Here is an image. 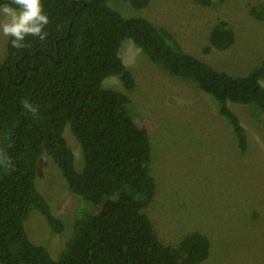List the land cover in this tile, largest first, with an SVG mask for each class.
<instances>
[{
    "label": "trees",
    "instance_id": "trees-1",
    "mask_svg": "<svg viewBox=\"0 0 264 264\" xmlns=\"http://www.w3.org/2000/svg\"><path fill=\"white\" fill-rule=\"evenodd\" d=\"M124 1L135 10L149 3ZM195 1L212 7L226 0ZM109 2L41 0L49 21L45 39L26 37L20 48L7 40L0 64V264H201L208 258L207 237L192 232L176 247L167 246L145 213L156 195L151 147L142 119L129 111L125 92L135 81L120 57L121 44L132 41L153 64L209 96L241 152L246 133L227 103L252 106L264 121V61L232 76L185 52L165 29L125 17ZM5 4L18 7L0 0V9ZM256 17L264 20V9ZM208 41L205 51H225L234 43L233 30L220 21ZM110 76L118 77L123 91L103 88ZM67 125L83 156L81 172L64 136ZM41 158L53 162L67 191L83 203L57 257L25 228L37 212L53 235L64 230L35 185Z\"/></svg>",
    "mask_w": 264,
    "mask_h": 264
},
{
    "label": "rangeland",
    "instance_id": "rangeland-1",
    "mask_svg": "<svg viewBox=\"0 0 264 264\" xmlns=\"http://www.w3.org/2000/svg\"><path fill=\"white\" fill-rule=\"evenodd\" d=\"M109 4L125 17H143L165 29L185 52L232 76H244L264 61V20L256 17L264 0H226L212 7L195 0H149L142 10L124 0ZM4 19L0 14V23ZM220 21L232 28L234 43L225 51H205L209 33ZM8 38L0 31V64ZM120 57L135 81L125 92L129 111L140 116L149 137L156 195L145 213L162 243L176 247L198 232L210 243L201 264H264V121L252 106L227 103L246 133L247 147L241 152L217 104L193 83L153 64L130 40L122 42ZM102 86L123 91L116 76ZM64 136L75 170L81 172L83 156L69 125ZM35 185L64 230L53 235L37 212L30 213L25 228L32 241L57 257L83 203L67 191L49 158L39 159Z\"/></svg>",
    "mask_w": 264,
    "mask_h": 264
},
{
    "label": "clouds",
    "instance_id": "clouds-1",
    "mask_svg": "<svg viewBox=\"0 0 264 264\" xmlns=\"http://www.w3.org/2000/svg\"><path fill=\"white\" fill-rule=\"evenodd\" d=\"M11 4L18 7L5 4L0 9V14L5 17L3 23H0V31L5 37L12 38V46L23 47L22 42L29 36L45 39L47 33L43 29L49 21L43 11L41 0H11ZM24 107L31 108V112L36 114L37 109L27 101H24Z\"/></svg>",
    "mask_w": 264,
    "mask_h": 264
}]
</instances>
